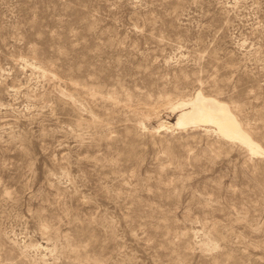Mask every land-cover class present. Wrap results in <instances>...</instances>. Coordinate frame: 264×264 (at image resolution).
Returning <instances> with one entry per match:
<instances>
[{"label":"rangeland","instance_id":"374dc122","mask_svg":"<svg viewBox=\"0 0 264 264\" xmlns=\"http://www.w3.org/2000/svg\"><path fill=\"white\" fill-rule=\"evenodd\" d=\"M199 90L264 151V0H0V264H264V153L176 126Z\"/></svg>","mask_w":264,"mask_h":264},{"label":"bare ground","instance_id":"6f19581e","mask_svg":"<svg viewBox=\"0 0 264 264\" xmlns=\"http://www.w3.org/2000/svg\"><path fill=\"white\" fill-rule=\"evenodd\" d=\"M174 109L180 110L176 121L179 128H213L223 138L245 144L252 153H264L263 147L253 140L251 134L243 127L230 104L217 97L206 95L199 90L191 99L178 101Z\"/></svg>","mask_w":264,"mask_h":264}]
</instances>
